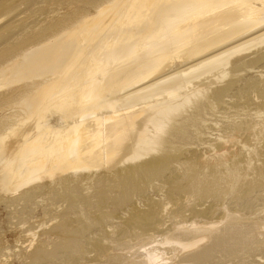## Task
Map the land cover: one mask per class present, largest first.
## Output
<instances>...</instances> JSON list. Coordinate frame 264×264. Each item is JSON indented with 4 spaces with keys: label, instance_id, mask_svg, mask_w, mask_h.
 <instances>
[{
    "label": "bare ground",
    "instance_id": "1",
    "mask_svg": "<svg viewBox=\"0 0 264 264\" xmlns=\"http://www.w3.org/2000/svg\"><path fill=\"white\" fill-rule=\"evenodd\" d=\"M13 1L0 206L65 204L23 264H264V0Z\"/></svg>",
    "mask_w": 264,
    "mask_h": 264
},
{
    "label": "rangeland",
    "instance_id": "2",
    "mask_svg": "<svg viewBox=\"0 0 264 264\" xmlns=\"http://www.w3.org/2000/svg\"><path fill=\"white\" fill-rule=\"evenodd\" d=\"M39 1V0H38ZM20 2V0H15V1H13V3H19ZM23 8V6L21 7V9ZM246 74H248L249 76L248 77H250L251 76V72H246ZM245 74V75H246ZM252 74H253V72H252ZM212 118V117H211ZM210 118V120H212L213 119V122L215 121L216 122V120L214 119V118H212L211 119ZM210 120H208L209 122H212V121H210ZM208 122V123H209ZM212 122V123H213ZM60 203V204H59ZM63 203H61V202H58V201H56V202H54L51 206H53V207H51V208H53V209H51V211L47 214V215H45V216H43V218H42V216H40L41 214V210L40 209H42V207L40 206V205H31V206H29V208L27 209L28 211L20 218V219H16V217H14V219L12 218V217H10L9 218V216H10V214H11V210H9V209H6V208H3V207H1L0 206V223H2V225L0 224V243H2L3 245V247H4V251H6V252H4V251H2V252H0V258H4V259H6L7 261H8V259H9V261H8V263L10 264H23L24 263V261L25 262H27L28 260V257L26 256L29 252H30V250L32 249V248H26V246H24L25 244L23 243H21V240H20V238H19V234L18 233H16L14 230V228H16L17 226H23L22 228L23 229H35L34 231H35V233H37L36 235H35V237H34V245H36V244H40V245H42V246H44V247H47V248H51V246H52V244H53V242H54V240H55V238H54V236L53 235H51V233H50V228H52V226L54 225L53 224V221L54 220H52L51 222L50 221H48L50 218H52V217H54V216H58L59 214H61L63 211H64V209H65V204H63ZM59 206V209H58V206ZM62 205V206H61ZM36 206V207H35ZM33 207V208H32ZM54 207H56V208H54ZM2 208V209H1ZM35 208V209H34ZM38 209V210H37ZM55 209V210H54ZM36 210V212L38 213H36V212H33V211H35ZM9 211H10V213H9ZM40 212V213H39ZM52 212V213H51ZM51 213V214H50ZM56 213H58V214H56ZM2 214V215H1ZM36 214V215H35ZM56 214V215H55ZM29 215V216H28ZM36 216V217H35ZM52 216V217H51ZM7 217V218H6ZM34 217H35V219H34ZM59 217V216H58ZM57 217V218H58ZM31 218V219H30ZM16 219V220H15ZM8 220V221H7ZM35 220V221H34ZM43 221V220H45V221H47L48 223H47V225H45L44 226V228H42V227H37V225H38V222H40V221ZM11 221V222H10ZM5 224V225H4ZM23 224V225H22ZM11 225H12V227H11ZM27 225V226H26ZM8 226H9V228H8ZM47 228H48V230H49V232H48V230H47ZM96 227H92L91 229H90V233H88V235L89 236H95V235H97L98 233H99V230L98 229H95ZM44 229V230H43ZM93 229V230H92ZM12 230V231H11ZM42 230V231H41ZM46 230V231H45ZM44 231V232H43ZM90 234H93V235H90ZM4 235H5V237H4ZM19 238V239H18ZM1 240H2V242H1ZM9 241V242H8ZM7 243V244H6ZM11 243V244H10ZM16 244H19V245H16ZM23 245V247L22 248H20L22 245ZM6 245V246H5ZM6 247V248H5ZM7 247L9 248V249H7ZM262 247H263V249L261 250V252H263L264 253V244L262 245ZM17 248V249H16ZM14 249H15V251H14ZM30 249V250H29ZM27 250H28V252H27ZM27 252V254H26V252ZM260 251H258L257 253H255V255L253 256V260L256 258V257H261L262 256V259L261 258H259L258 257V259H260V260H258L257 258L255 259L256 261H260V262H262V263H264V257H263V253H261V255H259L260 253H259ZM14 253V254H13ZM12 254V255H11ZM91 254H93V253H90V255ZM257 255V256H256ZM231 255H228V257L226 258V259H228V260H230V259H232L231 257H233V256H231ZM230 257V258H229ZM11 260V261H10ZM14 262V263H13ZM228 262H230V264H232V263H234L232 260L231 261H228ZM60 264H72V263H70L69 261L68 262H62V263H60ZM214 264H217V262L216 263H214Z\"/></svg>",
    "mask_w": 264,
    "mask_h": 264
}]
</instances>
